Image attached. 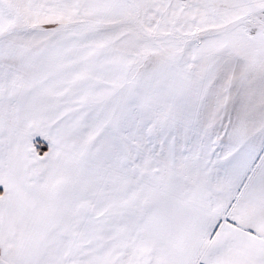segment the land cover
Returning <instances> with one entry per match:
<instances>
[{
    "label": "snow or ice",
    "instance_id": "1",
    "mask_svg": "<svg viewBox=\"0 0 264 264\" xmlns=\"http://www.w3.org/2000/svg\"><path fill=\"white\" fill-rule=\"evenodd\" d=\"M0 264H264V0H0Z\"/></svg>",
    "mask_w": 264,
    "mask_h": 264
}]
</instances>
